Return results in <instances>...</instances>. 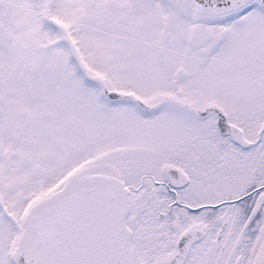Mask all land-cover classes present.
<instances>
[{"label":"snow or ice","instance_id":"snow-or-ice-1","mask_svg":"<svg viewBox=\"0 0 264 264\" xmlns=\"http://www.w3.org/2000/svg\"><path fill=\"white\" fill-rule=\"evenodd\" d=\"M0 264H264V0H0Z\"/></svg>","mask_w":264,"mask_h":264}]
</instances>
